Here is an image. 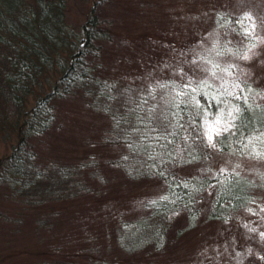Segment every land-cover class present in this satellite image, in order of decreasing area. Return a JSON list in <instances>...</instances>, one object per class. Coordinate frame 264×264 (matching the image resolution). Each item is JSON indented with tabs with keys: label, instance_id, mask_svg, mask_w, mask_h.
<instances>
[{
	"label": "trees",
	"instance_id": "16d2710c",
	"mask_svg": "<svg viewBox=\"0 0 264 264\" xmlns=\"http://www.w3.org/2000/svg\"><path fill=\"white\" fill-rule=\"evenodd\" d=\"M198 2L206 21L240 41L242 10L235 6L245 0H145L137 10L145 17L153 6L167 4L166 11H175L169 21ZM65 3L0 0V141H11L10 152L0 158V187L7 190L1 193L0 218L13 221V236L23 233L22 222L31 212L34 220L27 223L50 233L39 241L52 243L51 254L38 264H139L134 261L139 252L162 250L178 218L185 223L178 231L192 228L205 194L210 197L207 218L221 220L248 204L254 189H264L263 177L255 180L233 171L224 173L219 183L204 174H186L192 166L205 164L213 149L241 151L245 138L264 128V102L245 103L244 96L233 92L217 97L195 93L170 70L166 77H152L155 86L118 81L110 71L119 73L117 61L129 57L125 49L111 50L113 30L129 13L125 10L124 18L114 21L105 3L115 9L116 1L92 0L86 18L74 26L66 20ZM145 28L155 35L147 38L155 48L146 51L157 54L167 42L156 38L159 33L152 26ZM122 40L137 52L144 45V38ZM163 59L162 53L156 55L153 69ZM237 106L243 110L233 122L234 131L217 139L218 146L209 144L205 121L216 115L227 121L228 111ZM77 110L91 119L78 120L71 128L74 120L68 116ZM84 126L96 135H80ZM106 166H116L131 179L155 180L159 194L145 203L143 212L118 220L112 234L115 254L63 249L68 239L79 236L69 237L66 226L58 237L53 231L74 215L75 203L95 191L94 179H102ZM11 211L14 215L4 214ZM14 256L8 253L9 264L16 263Z\"/></svg>",
	"mask_w": 264,
	"mask_h": 264
},
{
	"label": "rangeland",
	"instance_id": "374dc122",
	"mask_svg": "<svg viewBox=\"0 0 264 264\" xmlns=\"http://www.w3.org/2000/svg\"><path fill=\"white\" fill-rule=\"evenodd\" d=\"M114 1L117 4L115 9L112 4L105 3L110 13L108 18L112 16L114 21H121L125 10L129 13L122 20L125 21L124 24L121 23L119 28L115 25L117 27L113 30L115 44L111 46V50L125 49L129 57L125 62L121 59L117 61L119 73L113 68L110 71L113 76L118 75V81L137 83L140 87L155 86V79L166 77L170 70L174 79L183 86L191 84L190 89L195 93L202 92L210 97H217L224 92H238L251 99V102H264V0H245L244 4L235 6L242 10V20L238 23L244 36L240 37L239 42L220 33L213 22L206 21L208 15L201 2L188 7L187 14L167 21V17L175 12L166 11L167 4L161 8L153 6L149 10L150 15L144 17L138 13L137 8L145 0ZM65 2L66 20L74 26H80L92 0ZM175 6L176 4L174 9ZM253 24L256 27L246 34L243 29ZM143 25L152 26V31L159 33L156 38L160 42H167V46L160 47L162 51H157L154 55L146 51L151 47L155 48L149 40L155 35L145 33ZM138 38H144V45L138 52L131 50V45L122 40ZM160 53L164 59L158 69H153L154 57ZM152 77L155 79L152 80ZM30 98L27 104L31 103L32 97ZM80 116H83L80 110L68 116L74 120L71 121V128L80 123L78 120L91 119V114ZM223 121L225 119L221 115H216L211 121L206 120L205 131L211 134L223 126ZM95 122L99 128L101 123L98 120ZM80 130V135L95 132L87 126ZM10 145L11 141H0V158L10 152ZM210 154L205 164L192 166L186 174H204L205 177L212 178L213 183H219L224 173L232 171L261 180L258 177L264 178V128L248 135L241 151L233 148L226 152L213 149ZM124 173L116 166H106L102 179H94L95 191L75 203L74 215L66 216L64 225L56 226L52 233L54 236L58 237L65 226V231L70 233L69 237L79 236L68 239L63 249L92 248L95 250L94 254L101 251L107 256L118 252L112 236L118 220L143 212L145 203L160 191L155 180L131 179ZM5 191V187H0V202L4 199L1 193ZM252 196L248 204L230 216L221 220H209L207 211L210 197L208 193L205 194L191 229L178 231L185 224L180 221L182 217L178 218L179 222L172 226L161 251L150 254L139 252L134 261L139 264H257L260 258L256 253L264 254V236H261L264 232V189H254ZM3 205L4 208L8 207L6 203ZM72 209L73 207H69L70 212ZM30 213H25L28 218L22 222L23 233L13 236L10 235L15 227L13 221L0 218V264H9L7 255L12 251L17 257L15 264H38L51 254L52 243L46 246L45 242L39 241L40 237H48L50 233L36 230L33 223L28 224L27 221L31 222L34 218L29 217ZM4 214L14 215L12 211ZM42 251H46L48 255L44 256Z\"/></svg>",
	"mask_w": 264,
	"mask_h": 264
},
{
	"label": "snow or ice",
	"instance_id": "6c2138e0",
	"mask_svg": "<svg viewBox=\"0 0 264 264\" xmlns=\"http://www.w3.org/2000/svg\"><path fill=\"white\" fill-rule=\"evenodd\" d=\"M256 27L255 24L251 25L249 28H245L243 29V31L247 34L250 31H252L254 28ZM247 58V57H245ZM182 71V70H181ZM189 79H192V77H190ZM185 88H191V84H186L184 85ZM231 95L240 97V94L238 92H233L231 93ZM241 99H244L245 103H247V97H240ZM185 103H187V101H185ZM197 103H199L197 101ZM243 109L240 108L239 106H237L235 109L233 110H229L228 111V117L229 119L227 121H223V126L219 127L218 130L213 131L211 134H209L208 131L204 132V136H206L208 138V142L209 144H213L214 146H218L215 145V141L217 139H222L224 137V134L229 133L230 131H234L235 125H234V121L237 120L239 118L238 113L241 112ZM193 123H195V121H193ZM134 131V129H133ZM144 137H141V139H143ZM261 236H264V232L261 233ZM256 255L262 260L264 261V254H261L260 252H257Z\"/></svg>",
	"mask_w": 264,
	"mask_h": 264
}]
</instances>
